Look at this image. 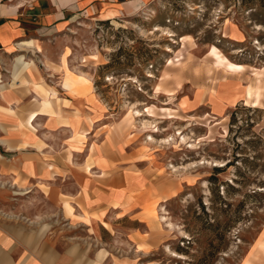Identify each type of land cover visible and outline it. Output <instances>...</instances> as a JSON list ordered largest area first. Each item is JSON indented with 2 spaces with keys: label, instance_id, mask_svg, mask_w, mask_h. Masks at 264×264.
Segmentation results:
<instances>
[{
  "label": "rangeland",
  "instance_id": "rangeland-1",
  "mask_svg": "<svg viewBox=\"0 0 264 264\" xmlns=\"http://www.w3.org/2000/svg\"><path fill=\"white\" fill-rule=\"evenodd\" d=\"M47 1L67 2L0 0L27 32L0 47V78L22 94L16 107L51 114L28 135L53 141L78 174L90 150L110 166H87L101 219L45 199L28 209L60 263L244 264L264 251V0H126L109 18L95 0L51 27L39 19ZM62 183L83 187L72 174Z\"/></svg>",
  "mask_w": 264,
  "mask_h": 264
},
{
  "label": "crops",
  "instance_id": "crops-1",
  "mask_svg": "<svg viewBox=\"0 0 264 264\" xmlns=\"http://www.w3.org/2000/svg\"><path fill=\"white\" fill-rule=\"evenodd\" d=\"M94 1L67 0L65 6L61 7V11L58 10L60 6L54 9V4L47 1L43 5L49 6V12L44 11L45 13L43 12L39 19L43 25L51 27L57 21L64 20L65 12L75 11L72 10V7L74 8L76 5L78 8L81 5L89 7ZM117 1L118 4H116ZM150 1L153 0H132L130 4L139 7ZM125 2L126 0H108L107 3L105 0L102 16L109 18L117 15L123 9L122 6ZM95 10L96 8L91 6L87 12L92 13ZM10 16L13 14L8 7L0 4V47L10 46L14 40L27 36L24 28L18 26L16 22L10 21ZM32 46L36 45L33 43ZM33 76L36 81L39 80L35 75ZM9 89L1 80L0 143L12 148L14 142L18 152L10 158L0 154V200L4 202L0 203L4 206L3 209L0 208L2 210L0 216V264H61L62 254L46 245L53 242V239L45 235L43 219L38 217V213L29 214L30 210L28 209H32L38 199H45L59 209L61 208L62 213L67 217L77 212L86 221L101 219L106 212V204L97 206V196L92 193V190H89L88 186L86 187V183L90 182V176L87 175L91 174V171L87 172V166L90 168L99 158V151L97 149L90 150L88 164L84 168L83 174H81L82 172L78 174L75 169L69 166L67 158L55 151L53 141L45 140L38 135H28V125L43 119L46 121L51 114L41 112L40 106L27 109V107L22 108L20 104L19 107H16V103H21L22 94L11 92ZM53 105L54 103L51 102V109ZM32 113H35V116L27 122ZM13 129L20 130L23 135L18 141L15 139L13 141L9 137ZM97 162H99L100 173L109 171L110 166L106 158H100ZM69 174L83 182L81 192L79 191L77 195L65 191L62 185L63 177ZM102 177L104 176H100V178ZM35 209L37 212V205ZM18 215L21 217L19 218ZM261 253L263 254L264 251L257 250L254 256L244 264H257V258ZM261 264H264V261Z\"/></svg>",
  "mask_w": 264,
  "mask_h": 264
},
{
  "label": "bare ground",
  "instance_id": "bare-ground-1",
  "mask_svg": "<svg viewBox=\"0 0 264 264\" xmlns=\"http://www.w3.org/2000/svg\"><path fill=\"white\" fill-rule=\"evenodd\" d=\"M220 59V58H219ZM220 60H222V59H220ZM20 67V66H19ZM231 68V67H230ZM16 71V70H15ZM75 78H77V77H74V79L73 80H75ZM69 84V83H68ZM82 90V89H81ZM254 96H257V91H256V89L254 88V87H250L249 89H248V91H247V101L249 102V100L251 99V98H253ZM255 104V103H254ZM34 116L32 115V116H30V119H32ZM155 208H152L151 209V211L153 212V210H154Z\"/></svg>",
  "mask_w": 264,
  "mask_h": 264
}]
</instances>
